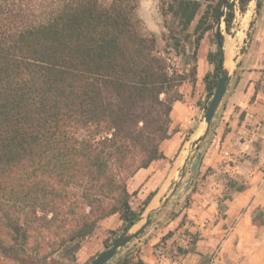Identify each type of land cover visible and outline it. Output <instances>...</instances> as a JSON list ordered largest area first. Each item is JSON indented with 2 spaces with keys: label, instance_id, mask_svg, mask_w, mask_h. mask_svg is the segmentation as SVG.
<instances>
[{
  "label": "trees",
  "instance_id": "1",
  "mask_svg": "<svg viewBox=\"0 0 264 264\" xmlns=\"http://www.w3.org/2000/svg\"><path fill=\"white\" fill-rule=\"evenodd\" d=\"M251 1L226 2L227 33ZM137 3L0 0V264L74 263L101 221L117 216L124 231L155 195L133 209L127 180L164 158L172 106L195 84L197 49L220 0H159L160 38L138 31ZM179 35L192 47L188 70L169 58L170 49L184 53ZM223 42L220 34L206 54L208 99ZM115 264L144 263L127 254Z\"/></svg>",
  "mask_w": 264,
  "mask_h": 264
},
{
  "label": "crops",
  "instance_id": "2",
  "mask_svg": "<svg viewBox=\"0 0 264 264\" xmlns=\"http://www.w3.org/2000/svg\"><path fill=\"white\" fill-rule=\"evenodd\" d=\"M259 2L248 30L246 53L236 61L204 140L195 146L204 130V108L210 101L203 77L212 66L201 60L199 73L197 58L194 90L190 88L188 93L185 86L183 99L175 102L170 112V137L160 145L164 158L127 180V191L136 192L134 201H143L154 192L147 208L160 205L159 214L164 216L160 228L151 222L125 246L129 249L135 243L144 264H264V219L254 223L255 211L264 212V0ZM231 45L226 53L225 42L226 66H231ZM202 147L201 164L190 170L189 161ZM184 148L187 153L175 169ZM206 169L242 181L243 190L234 191L225 200L217 198L221 185L216 182L198 184V190L192 191L193 177ZM188 194L189 205L177 217L165 218L168 210L181 205L182 199H173ZM184 215L186 222L179 224ZM236 218V227L226 234L224 225ZM166 234L165 244L158 246ZM113 260L106 264H115Z\"/></svg>",
  "mask_w": 264,
  "mask_h": 264
},
{
  "label": "rangeland",
  "instance_id": "3",
  "mask_svg": "<svg viewBox=\"0 0 264 264\" xmlns=\"http://www.w3.org/2000/svg\"><path fill=\"white\" fill-rule=\"evenodd\" d=\"M99 2L102 6H108L110 0H99ZM158 2L159 0H138L137 9L135 11V18L139 20L138 31L140 32V34L148 35L152 33L156 38H160V36L163 35L164 33H165L164 35L167 34L166 30L164 31L163 28L164 21L158 15ZM254 10H256V5L254 3L248 4L246 12L244 14H241L236 10L235 18L229 33L225 31L224 23H221L220 33L224 39L223 50L226 41L232 42V46L230 50L231 66H227L229 69L230 76L232 75V70L234 69L236 61L246 53L245 42L249 38L248 30L253 23ZM203 11H204V6H202V8L200 9L198 16L193 22V25L191 26L190 30H192V28L196 24V21L198 20L199 16L203 13ZM166 23L169 28H173L175 30V24L172 22V20L169 17L166 18ZM178 38L180 39L181 44L184 45V53L182 51L177 53L175 50L170 49L169 58L171 59V62L175 65L176 68L180 70L182 69L188 70L189 67L192 65V63H190V65L185 66V61L190 59L192 53V47H190L189 43L183 42L182 37L180 35L178 36ZM213 39L214 38H213V26H212L211 30L205 34L204 38L200 42V45L197 49L199 73H202V68H203L201 64V60H204V62L206 63V54L209 51L215 49ZM233 39H234V43H233ZM159 46H161L160 48H163L164 43H162ZM225 49L227 48L225 47ZM185 86L186 89H188V93H189L190 88H193L194 90L195 84L191 85L189 82L185 83L181 88L182 92H184ZM199 132L200 130L198 129L196 133ZM203 151H204V147H202L199 152L193 155V157L191 158V160L187 165V168L193 170L194 168H196L201 164V155ZM183 153L185 154L187 153L186 148L182 150L180 156L181 155L185 156V154ZM209 182H216L217 184L221 185V187L218 189L216 193L217 198H219L220 200H225L226 198H229L231 194L234 193V191H236L235 189L237 187L243 185L242 181L240 180L233 181V179H229L227 175L223 174L222 171H218V170L214 171L212 169H206L204 173L201 172L197 173V175L193 177V181L191 184L193 185V187L191 190L192 191L198 190L197 187L198 184H202V183L207 184ZM231 183H235V184H231ZM223 186L225 187L223 188ZM190 196L191 195L188 194L187 197L186 196L175 197L173 200L182 199L181 205L177 207H173L171 210H168L167 214H165V216L167 215L165 218L177 217V215H179L182 209L189 205ZM141 202L142 201L133 200L132 207L136 209ZM174 204H179V202L174 201ZM219 209L220 210L223 209L222 205L219 206ZM147 210L143 213V216L147 214ZM160 212L161 210L159 209L158 212H154L151 215V222H153L154 225H159V228L163 225V220H164V216L160 215L159 214ZM255 215L256 218L254 223L256 224L259 221H261V219H264L263 211L256 210ZM185 222L186 220L184 215L181 221H179V224H184ZM237 223H238V218H236L234 221L229 223V225L227 226L224 225L226 227V234L227 233L229 234L232 230H234ZM121 228L122 225L117 216H111L101 221L98 224V227L95 230V232L89 238L84 240L83 243L81 244L79 250L76 253V261L74 263H68V264H89L101 251H103L112 242L114 237L119 236L123 232ZM166 236H168V234L160 238V240L157 243L158 246H160L161 244L162 245L165 244L164 241L166 239ZM192 236L194 237V235ZM106 243L107 246L105 245ZM138 253H139V247H137L135 243L131 244L129 245V249H125V247L119 249L117 257H113L114 260L112 262L116 263L117 260H119L120 258H122L127 254H132L133 256L138 257Z\"/></svg>",
  "mask_w": 264,
  "mask_h": 264
},
{
  "label": "water",
  "instance_id": "4",
  "mask_svg": "<svg viewBox=\"0 0 264 264\" xmlns=\"http://www.w3.org/2000/svg\"><path fill=\"white\" fill-rule=\"evenodd\" d=\"M228 0H220V7L213 24V38L216 42L220 40V27L221 23H223L222 19L224 16V6ZM255 2V0H252ZM223 50V45H222ZM224 50H223V67L220 70L219 77L217 79V83L215 89L213 91L212 97L206 107L204 112V130L196 139L195 146L197 147L204 138L206 137L211 120L214 116V113L225 93L226 87L230 80V73L228 67L225 65V57H224ZM188 158V157H187ZM187 163V159L184 161V166ZM183 166V169H184ZM160 208L159 206L153 208H147V214L143 216V214L139 217L138 221L131 225L129 228L124 230L119 236H117L103 251H101L89 264H106L109 260H111L118 252L119 249L125 247L131 240L136 239L140 233L149 226L151 222V215L154 212H157ZM144 211V212H145ZM143 212V213H144ZM136 227V228H135Z\"/></svg>",
  "mask_w": 264,
  "mask_h": 264
},
{
  "label": "bare ground",
  "instance_id": "5",
  "mask_svg": "<svg viewBox=\"0 0 264 264\" xmlns=\"http://www.w3.org/2000/svg\"><path fill=\"white\" fill-rule=\"evenodd\" d=\"M230 44H232L231 41H226V48H227V49H226V53L229 52ZM231 46H232V45H231ZM183 154H185V153H183ZM183 158H184V155H181V156L178 157V159H177V161H176L175 169H176V167H177L178 165L181 164ZM175 169H174V170H175Z\"/></svg>",
  "mask_w": 264,
  "mask_h": 264
},
{
  "label": "built area",
  "instance_id": "6",
  "mask_svg": "<svg viewBox=\"0 0 264 264\" xmlns=\"http://www.w3.org/2000/svg\"><path fill=\"white\" fill-rule=\"evenodd\" d=\"M232 1V0H231Z\"/></svg>",
  "mask_w": 264,
  "mask_h": 264
}]
</instances>
